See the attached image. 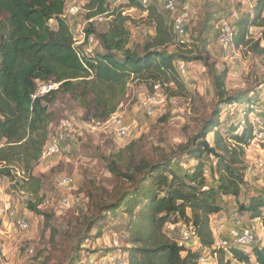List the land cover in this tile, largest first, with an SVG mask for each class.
Segmentation results:
<instances>
[{"label":"trees","instance_id":"obj_1","mask_svg":"<svg viewBox=\"0 0 264 264\" xmlns=\"http://www.w3.org/2000/svg\"><path fill=\"white\" fill-rule=\"evenodd\" d=\"M85 1L86 21L107 12V0ZM126 2L125 8L145 12L146 19L151 21L153 35L144 41L140 53L138 45L128 46L129 17L120 13L107 22L108 28L103 33L96 34L94 24H88L87 36L94 37L102 52L85 54L81 48L72 47V30L62 18L65 0H0V176L12 179V168L18 167L26 178L24 184L33 189L34 196L38 195L39 180L32 172L49 139L53 120L49 106L59 96L80 108L87 120L105 121L117 111L128 80L145 79L150 88L158 85L175 97L176 91L186 92L176 62L199 61L211 75L218 103L233 107L239 101L225 88L227 68L215 72L214 65H208L211 57L207 52L192 58L186 53H167L165 49L173 44L174 36L164 15L153 6L143 7L139 0ZM51 21L55 22L54 29L50 27ZM252 28L260 31L256 40L251 36ZM262 40L264 0H256L234 23L232 45L264 57ZM38 83L60 85L50 94L32 100ZM243 105L242 117L247 123L240 136L230 126L224 137L220 130L222 112L217 106L201 121L187 143L177 146L173 155L144 158L131 150L130 144V159L127 163L123 161V170L117 164L118 158L110 160L108 171L121 186L110 202L102 197L95 203L84 222L83 233L78 235L77 250L82 242L92 238L93 230L99 238L101 224L120 213L124 220L119 251L127 264H198L204 250L209 251L210 257H216L217 264H264V245L251 244V254L225 240L226 246L217 248L210 225L212 216L226 212V204H221L220 199L227 198L233 202L237 214L256 221L264 231V192L256 194L251 189L246 194L248 169L244 165V148L252 140L248 122L253 109L251 99H246ZM209 134L213 135L211 142L207 140ZM209 157L214 161H210L207 169L211 177L208 184L204 159ZM15 188L13 185V192ZM241 196H245L244 201H240ZM41 202L28 203L27 209L42 216L46 229L50 230L52 215L37 209ZM176 224L193 227L199 249L177 245V231L165 229L166 225Z\"/></svg>","mask_w":264,"mask_h":264},{"label":"rangeland","instance_id":"obj_2","mask_svg":"<svg viewBox=\"0 0 264 264\" xmlns=\"http://www.w3.org/2000/svg\"><path fill=\"white\" fill-rule=\"evenodd\" d=\"M65 1L66 8L75 4L82 9L72 21H69L70 23L67 22L72 34L76 36L80 28L88 27L84 8L86 1ZM126 5L125 0L121 7L125 8ZM177 5L189 13L186 35L179 40L172 32L174 42L165 51L174 54L186 53L190 58L207 52L211 57L208 65H214L215 72L223 68L228 69L225 88L229 95L237 97L239 104L236 103V107L219 104L211 75L204 63L186 62L184 63L186 73L182 77L186 92L180 94L176 91L177 96L175 97H171L170 92L161 87L155 92L145 79L128 80L125 95L117 111L122 115L124 123H133L134 129L127 139L119 140L110 132L92 129L91 120H87L84 112L67 98L59 96L54 104L49 106L53 114L49 132L57 129L63 122H67L70 128L64 132L66 136L59 154L39 162L33 169L32 175L39 180L38 195L34 196L33 189L19 182L18 186L23 187V189L20 188L21 193H18L20 196L17 197L15 191H12L15 180H19L15 174L16 171L21 172L18 167L12 168V179L0 176V198H9L13 208L18 209V214L14 218L23 216L29 223V230L26 233H10L8 240L0 238V250L6 255L10 264H81V262L88 264L89 256H92L89 259H93L101 254L103 256L108 252H114L116 250L114 242H117V247L121 248L123 240L120 237V227L124 216L120 213H117L113 219L108 218L105 224H101L102 232L99 238L94 236L95 230H93L92 238L82 242L78 247L79 250L75 245L78 243L79 233H83L85 229L84 222L94 210L95 203L101 201L102 197L106 202H110L119 190L121 183L108 171V163L118 158L117 164L123 170V161L127 163L130 159L128 145L131 144V150L141 153L142 157L148 159H155L159 155H173L177 146L186 144L197 132L201 121L211 114L213 107L217 106L222 112L220 130L225 137V133L231 128V123L243 116V104L248 98L251 99L253 105L248 120L259 124H255L253 128L257 129L258 133L260 128H264V57L249 53L245 48H235L233 45L226 56L221 49H215L217 43L213 28L217 20L235 12L239 16L242 15L248 9L246 4L238 0L216 2L177 0ZM148 6L155 7L172 26L173 16L164 10L159 0H149L146 7ZM92 26L96 34L103 33L108 28L107 23ZM126 26L130 31L128 46L132 48L138 45L137 50L140 53L144 41L153 35L151 21L146 19L145 12L133 10L129 14ZM50 27L54 29L55 22L51 21ZM250 33L256 40L260 31L252 28ZM177 44L180 46L184 44V46L179 47ZM261 48L264 49V40L261 41ZM96 52H102V50L95 40V43L89 47V52L84 53L94 54ZM177 63L178 61L176 65ZM148 99L151 100L150 115L143 107ZM212 137L213 135L209 134L207 140L211 142ZM256 139L257 135L252 136L250 145L244 148V165L249 173V180L246 181L248 183L246 194L251 189H254L256 194L264 192V168L256 166V161L264 164V139ZM210 161H214V158L204 159L208 184L211 181L207 171ZM61 176L71 178L72 186L69 190L57 186V179ZM244 197L241 196L240 201ZM39 200L42 202L38 204L37 209L47 215H52L50 230L46 229L42 216L35 215L27 209L28 203L35 204ZM220 200L221 204H226V212L211 217L212 223H218L225 216L231 217V219L226 218V222L229 223L236 222L235 219L244 220L248 226L246 228L252 234V244H261L264 241L262 238L264 231L259 224L248 223L247 216L237 214L230 199ZM227 211L232 212V215L226 214ZM226 241L234 248L251 254V245L240 246L235 245L231 240ZM216 242L217 248L225 247L220 242ZM30 249L33 250L32 255L27 253Z\"/></svg>","mask_w":264,"mask_h":264},{"label":"built area","instance_id":"obj_3","mask_svg":"<svg viewBox=\"0 0 264 264\" xmlns=\"http://www.w3.org/2000/svg\"><path fill=\"white\" fill-rule=\"evenodd\" d=\"M125 0H107V12L104 14L97 15L89 20L86 21V24H102L107 23L114 17V14L120 13L122 17H129V14L133 11V9H127L121 7V4L124 3ZM164 10L173 16L172 21V31L174 35L179 39L182 40L186 35V27L189 23V13L184 9H180L177 5V0H159ZM243 4H246L247 10L251 9L256 0L252 1H244L238 0ZM143 7H146L149 0H139ZM82 9L78 5H70L65 9L64 15L62 18L70 23L74 17H76ZM239 14L232 13L228 18H221L214 26V31L216 33V43L225 54H228L230 47H232L233 41V32H234V23L238 20ZM72 23V22H71ZM86 28L83 26L77 31V35L72 38V47L75 49L81 48L83 53L85 51L89 52V47L95 42V39L92 35L87 36ZM177 71L179 75L182 77L185 76V64L184 62L177 63ZM60 83H38L36 85V91L32 95V100L37 98L46 96L51 92L58 89ZM159 86L154 85L153 89L156 92ZM151 100L148 99L143 107L148 115L151 113ZM253 117V115H251ZM252 120V119H251ZM248 122L251 124L252 127V136L257 135V139H264V128L259 129V133L255 128V124L259 125L255 122ZM246 120L243 117L236 118L232 123L231 126L234 130V134L240 136L244 132V128L246 126ZM92 129H100L104 132L112 133L117 139L125 140L127 139L131 133L133 132L134 125L133 123H124L122 115L116 111L112 114L107 120L105 121H91ZM262 125V122H261ZM70 128V125L67 122H63L60 126L53 130L50 135L48 142L46 143L42 154L40 162L46 161L50 159L62 150V144L64 143L65 131ZM262 132V133H260ZM256 139V140H257ZM256 166L264 168V164L260 161H256ZM19 180H15L13 184L16 188L15 193L17 197L20 195L22 190H20L19 186L16 185V182L24 183L26 178L24 177L23 172L16 171L15 173ZM14 182V181H13ZM12 182V183H13ZM57 186L60 188L70 189L72 186L71 178L67 176H61L57 179ZM46 205V203H43ZM16 215V209L13 208L11 205L9 198H0V238L7 239L10 233H26L29 230V223L26 218L23 216L19 218H14ZM11 219H14L13 221ZM10 221V222H9ZM165 229L167 231H171L175 229L177 231V245L181 248H191L193 250H197L200 246L196 243L195 238V231L191 225L185 226L181 224H176L174 226L166 225ZM229 237L235 245L240 246H248L252 244V234L248 228H243L241 230H232L229 232ZM5 242V241H4ZM220 244L226 246L225 241H219ZM116 246V250L114 252L105 254L104 256L90 259L88 264H127L125 256H122L121 252L119 251V247L117 242H114ZM219 246V245H217ZM220 248V247H218ZM28 255L33 254V250L30 249L27 251ZM0 264H10L6 255L2 253L0 250ZM198 264H217V260L215 256L210 257L209 251L204 250L198 260Z\"/></svg>","mask_w":264,"mask_h":264},{"label":"crops","instance_id":"obj_4","mask_svg":"<svg viewBox=\"0 0 264 264\" xmlns=\"http://www.w3.org/2000/svg\"><path fill=\"white\" fill-rule=\"evenodd\" d=\"M217 48H218V50L220 49L218 46H216L215 49H217ZM248 175H249V173L247 172V175H246L247 180H249L248 179ZM229 215H232V212H229ZM214 216H217V215H214ZM214 216H212V218ZM212 218H211V221H210V225H211V229H212L213 235L215 236V238H216V240L218 242L222 241V240L226 241L227 239L230 240V238L228 237V233L230 231H232V229H238L239 230V229L248 227L244 220L240 221V219H235L236 222L229 223V222H226V218H230L231 219V217L225 216L218 223L217 222L212 223ZM249 222L255 224L256 221H250L249 220L248 223ZM256 224H258V223H256ZM262 236H263L262 238L264 239V235H262ZM260 245H264V241Z\"/></svg>","mask_w":264,"mask_h":264}]
</instances>
